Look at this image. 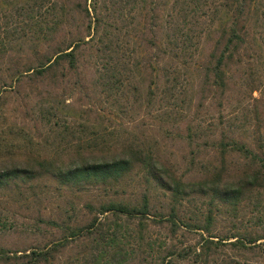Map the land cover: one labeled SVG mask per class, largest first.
Masks as SVG:
<instances>
[{"label": "trees", "instance_id": "1", "mask_svg": "<svg viewBox=\"0 0 264 264\" xmlns=\"http://www.w3.org/2000/svg\"><path fill=\"white\" fill-rule=\"evenodd\" d=\"M263 2L0 0V108L17 104L12 127L27 137L34 121L41 142H23L42 148L0 155V203L33 204L40 186L78 197L65 217L35 209L25 245L2 243L14 231L0 216V264L264 260L263 227L217 229L242 205L264 222ZM174 141L185 155L166 153Z\"/></svg>", "mask_w": 264, "mask_h": 264}, {"label": "rangeland", "instance_id": "2", "mask_svg": "<svg viewBox=\"0 0 264 264\" xmlns=\"http://www.w3.org/2000/svg\"><path fill=\"white\" fill-rule=\"evenodd\" d=\"M212 1V0H209ZM264 3V2H263ZM205 7L202 8V10H198L194 15V17H191V21L193 23L201 24L203 23V14H205ZM192 15V14H191ZM190 15V16H191ZM260 21L258 22V27L255 28L254 25V34L255 37L258 41V43L261 46L260 51L256 52V55L259 56L260 58L258 59V64H259V69L261 72V80L263 83L261 84L260 88L257 91H254L252 93V96L254 98H257V108L259 111V116L261 118V125L259 127L260 132H262V135L264 136V22L261 17ZM254 24V23H253ZM71 103L74 104H80L82 103L79 101V96L74 95L72 98H69ZM252 103V101H250ZM254 103V102H253ZM82 108V107H81ZM83 109V108H82ZM13 110H16L15 113L20 116L22 114L19 112L20 108L16 104L14 106L13 104H6L2 105L0 108V137L3 138L4 140L0 139V155L6 153L10 155H15V154H26V152L29 150L32 153H36L38 150L42 151L41 147L37 146L32 149L25 148V140L26 142H30L31 140L29 139L30 137H33L35 133H37V130L35 129V124L34 121L30 120H25L27 127L30 128L31 133L33 134H28L27 137L24 136V132H19L15 130L12 125V119H11V114L14 112ZM21 111V110H20ZM3 113V114H2ZM7 115L5 116V114ZM212 113H215L214 117H217V112L216 110H212ZM6 117L7 119H5ZM217 121V119L215 120ZM38 127V133L42 134L44 130L41 128L40 124L38 123L36 125ZM134 125L129 124V125H124L123 129H132ZM13 129L14 132H11L10 129ZM3 131H5V134H3ZM28 133V132H27ZM33 143H40L41 138H32ZM42 144V143H41ZM166 153L172 152L173 157L179 158L180 155H185L187 153V146L185 143H182L180 141H174V142H169L168 145L165 147ZM235 161V163H233ZM237 159L231 158L228 162V165L233 167L234 165L237 164ZM42 193L40 194V200L30 204L28 201L24 200H19V201H14L13 198L15 197L18 199L19 196H5L4 200H1L0 203V216L1 220L3 222L5 221L6 223V229L7 231H14L13 234L10 236H7L2 239V243L5 245H25L26 243L29 244L31 241L25 239L24 237L19 236L17 233L20 232V229L25 227L27 225V222L29 223V218L30 216H33L35 214V209H41L43 210L45 215L51 214H63V217L66 216L65 214V208L68 207V202L69 200H72L74 203L77 201V196L75 198L71 196L70 194L67 195L65 198L63 196H56L54 192H52L51 188L47 190L46 186H40ZM135 189H137L136 186L130 185L129 187L126 188V191L128 193L136 192ZM29 194V193H28ZM27 194V195H28ZM262 198L264 201V190L262 191ZM68 199V200H67ZM34 202V201H33ZM32 203V202H31ZM28 204H30L28 206ZM264 204V203H263ZM263 212L261 215H264V208L262 210ZM260 214H257L255 212H251L248 208H245V206H241L240 209L238 210V213L236 215V218H224L222 217L221 220L217 223V229L218 231L222 233H244L245 230H251L254 228V231H259L258 229H261V227L264 228V222L263 226H256L255 225V220ZM233 225V226H232ZM236 228H233L235 227ZM16 232V233H15ZM262 261V262H261ZM241 264H264V260L261 258L260 259H254L251 262H245V259L242 260Z\"/></svg>", "mask_w": 264, "mask_h": 264}]
</instances>
